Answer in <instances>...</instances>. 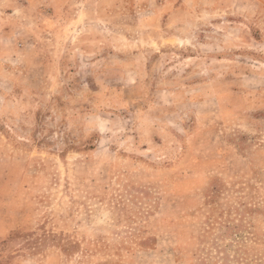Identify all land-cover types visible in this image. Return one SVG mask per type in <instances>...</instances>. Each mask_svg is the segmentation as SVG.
I'll return each mask as SVG.
<instances>
[{"label":"rangeland","instance_id":"rangeland-1","mask_svg":"<svg viewBox=\"0 0 264 264\" xmlns=\"http://www.w3.org/2000/svg\"><path fill=\"white\" fill-rule=\"evenodd\" d=\"M10 228L0 264H264V1L0 0Z\"/></svg>","mask_w":264,"mask_h":264},{"label":"crops","instance_id":"crops-1","mask_svg":"<svg viewBox=\"0 0 264 264\" xmlns=\"http://www.w3.org/2000/svg\"><path fill=\"white\" fill-rule=\"evenodd\" d=\"M264 1V0H263ZM11 231V228L10 229H5L4 232H0V237H4L5 235L9 234V232ZM30 259L24 257V256H17L14 258L13 262L11 264H29V261Z\"/></svg>","mask_w":264,"mask_h":264},{"label":"trees","instance_id":"trees-1","mask_svg":"<svg viewBox=\"0 0 264 264\" xmlns=\"http://www.w3.org/2000/svg\"><path fill=\"white\" fill-rule=\"evenodd\" d=\"M78 147H80V146L77 145V144L74 143V142L68 144V148H70V149H74V148H78ZM93 147H94V145H93V143L90 141V143L87 144L86 149L93 148Z\"/></svg>","mask_w":264,"mask_h":264}]
</instances>
